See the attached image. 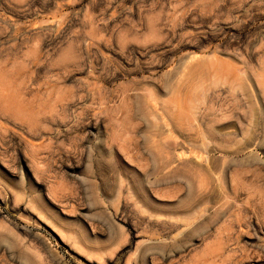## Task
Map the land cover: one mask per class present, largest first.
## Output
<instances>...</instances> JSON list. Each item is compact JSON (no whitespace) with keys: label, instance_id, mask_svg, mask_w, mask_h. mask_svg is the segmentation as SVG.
Returning <instances> with one entry per match:
<instances>
[{"label":"rangeland","instance_id":"obj_1","mask_svg":"<svg viewBox=\"0 0 264 264\" xmlns=\"http://www.w3.org/2000/svg\"><path fill=\"white\" fill-rule=\"evenodd\" d=\"M196 172L223 212H173ZM231 251L264 264V0H0V264Z\"/></svg>","mask_w":264,"mask_h":264},{"label":"bare ground","instance_id":"obj_2","mask_svg":"<svg viewBox=\"0 0 264 264\" xmlns=\"http://www.w3.org/2000/svg\"><path fill=\"white\" fill-rule=\"evenodd\" d=\"M176 142V141H175ZM168 143L166 144L168 147H171V146H176L178 143ZM165 144V143H164ZM180 146V145H179ZM179 146L177 145V147L179 148ZM178 148H175L178 149ZM169 151V150H167ZM172 154V153H171ZM175 154V153H174ZM173 156V155H172ZM171 159V158H170ZM175 160V159H174ZM168 161V160H167ZM166 161V162H167ZM169 162H172L171 160ZM207 163V162H206ZM167 164V163H166ZM165 166H168L166 165ZM208 164V163H207ZM207 166V165H206ZM208 168V167H207ZM166 169V168H165ZM209 169V168H208ZM212 169V168H211ZM174 171V170H173ZM177 171V169L175 170ZM174 171V172H175ZM202 171V170H200ZM212 170H210L209 172L211 173ZM173 172V174H174ZM179 172V170H178ZM177 172V174H178ZM176 173V172H175ZM198 178L201 177L198 179L199 183L196 184L195 181L193 180H189L187 183L188 187H189V190H188V193L186 194L185 197H183L181 200H180V205L179 206H175L172 210L174 213L178 212V213H184L186 215H192L194 214L202 205H205V204H213V206L211 207L212 211L214 213H221L224 211V209L228 208V204L227 205H223V207L221 208H218V204L220 203V201L224 198H220L216 201L212 199V195L214 192H216L215 190L217 189L218 191H222L223 190V186L222 185H217L219 182H217V186L215 185V187L212 186V184L210 182H206L205 178H202L203 177V174L201 173L200 175L198 174V172H196ZM212 174V173H211ZM179 175H180V172H179ZM216 175V174H215ZM208 178V177H207ZM210 179V178H209ZM218 179V178H216ZM220 179V178H219ZM221 184V183H219ZM144 190H146V188H143ZM178 191H181V190H178ZM227 197V196H226ZM208 208V207H207ZM202 209V208H201ZM207 211V210H206ZM170 228H173V226H170ZM200 227L198 228H192V230L190 231V234H194L197 232V230L199 229ZM232 232V231H231ZM224 235V234H223ZM183 240H181L180 242H182ZM218 244L217 246L215 247V249H213L212 253H208L207 254V257L209 258L211 256L212 257H216V258H221L222 257V254L221 252L223 250H225V245L222 243V240H218ZM180 245L179 242L177 243H174L172 245H168L169 247H178ZM239 249V248H238ZM211 250V249H210ZM231 256H228L224 261L223 263L225 262H232L233 261V264H236V252L234 251H231ZM243 253V252H242ZM244 254V253H243ZM242 254V255H243ZM206 258V257H204ZM208 258L205 260L203 259V261H200L202 263H206L208 261ZM212 262V261H211ZM222 263V264H223ZM214 264V263H213Z\"/></svg>","mask_w":264,"mask_h":264}]
</instances>
